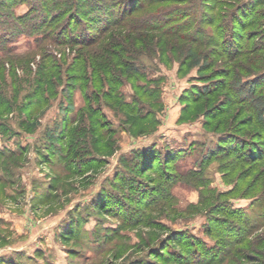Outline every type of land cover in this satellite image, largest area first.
<instances>
[{
	"label": "rangeland",
	"instance_id": "obj_1",
	"mask_svg": "<svg viewBox=\"0 0 264 264\" xmlns=\"http://www.w3.org/2000/svg\"><path fill=\"white\" fill-rule=\"evenodd\" d=\"M34 1L19 3L15 16L29 13ZM65 1L49 0L43 9L50 16L63 13L59 29L65 30L56 35L54 26L49 39L42 30L28 32L42 22L33 16L5 29L14 36L0 50V264H264V164L235 169L234 156L208 158L223 132L215 125L223 121L225 130L232 122L216 117L205 127L208 111L188 97L222 70L237 72L239 84L264 76V6L255 10L258 25L248 32L259 33V46L244 62L229 63L214 47L187 49L185 42L170 52L156 43L160 32L144 31L134 60L144 77L127 82L130 70L114 60L109 70L115 68L117 78H111L124 84L117 88L124 100L103 97L106 88L93 92L95 100L91 83L79 80L89 75L87 57H105L103 51L129 32L116 24L90 48L79 38L109 26L128 0ZM139 1L145 6L134 18L180 7L196 23L219 15L227 28L237 6L252 10L255 2L227 0L234 6L218 7L214 0H186L151 7L150 0ZM135 96L150 112L144 119L121 106ZM91 107L100 109L99 117ZM248 129L233 131L251 139ZM151 148L160 160L151 172H139L138 154ZM169 156L171 164L164 163ZM93 157L96 163L87 161ZM244 169L252 178L242 186ZM255 178L262 188L250 194ZM220 211H233L234 218Z\"/></svg>",
	"mask_w": 264,
	"mask_h": 264
},
{
	"label": "trees",
	"instance_id": "obj_2",
	"mask_svg": "<svg viewBox=\"0 0 264 264\" xmlns=\"http://www.w3.org/2000/svg\"><path fill=\"white\" fill-rule=\"evenodd\" d=\"M27 1L29 2V0H3L2 3H0V19H2L0 20V50L7 47V43H9L10 41L8 37L14 36L7 33V28H10V26L14 25L19 26V23H21V21H27V19L32 16L41 18L42 22L40 25H30L31 28H29L28 32H36L42 30L41 34H44L43 39H49V36L54 30V26L56 28V35L58 31L59 34L61 31L65 30L63 29V27L62 29H59V22L61 20L60 17L63 15L62 12H58L50 16V11L43 10L48 5L47 2H49V0H35L33 4H29V13L22 17L15 16L14 8L19 5V3H24ZM150 1L151 3L149 6L151 7L166 2H176V4L178 5L184 4L186 2V0ZM224 1L225 3H223V0H214L212 2H215V5H217L218 7L220 5L227 7L234 6L233 4L231 5V3H228L227 0ZM61 2L62 1L54 3V6L58 5ZM139 2V0H128L126 2L127 4L124 5L125 7L121 8L119 17L116 20L109 22V26L101 29L99 28L98 34L96 35L87 34L86 36L79 38L80 46L90 48L98 44V41L102 39V36L111 32L116 24L117 26H122L125 28L127 27V30L125 31L129 32L127 33V37L126 34L123 35V42H118L112 47L109 46L103 51L105 53V57H100L98 55H94L92 56V58L91 56L87 57V63L90 69L86 68V72L89 75L86 76L82 74L79 80L88 82V85L91 83L94 88V91H92L91 94L93 95V97L95 96L93 92H95L97 89L104 90L106 88V90L103 92V97L117 96L119 100H124L119 91H117V88L123 86L124 84L113 79L116 77V70H114L115 68L109 70L110 67H112L111 65H114V60H116L115 62H117L118 67L130 70L127 76V79L129 81L127 82L132 81L134 76L144 77V75L142 74L143 72L139 70L136 65H134L136 56L135 51L138 49L135 46H138V43L141 46H144L143 44L145 42L139 40L141 38L145 39L144 31L150 30L160 32L161 35L156 37V43L161 48H164L167 45L170 52H173L174 48L176 47L174 45L185 43L188 44V46L185 47L187 49H193L196 46H199L201 48L214 47L212 50H216V52H218L217 54L226 58L229 63L237 60H240V63L244 62L246 57L252 55L259 46L258 41L255 40L257 37H259V33L249 34L248 32L249 29H252L256 25H258V22L256 20L257 16H255V10L259 7L264 6V0H255V2L253 3L254 8L252 10H250V7H248L249 5L241 6V4L240 6H237L232 16V18L234 17L232 20L233 25L230 28H227V26L223 25L224 23L222 21H218L216 19L217 17H219V15L217 17H211L210 20H208L207 16H203V18H201V20L197 21L196 23V19L192 18V14L187 9H181L180 7H174L166 9V11L162 10L158 13H152L148 15V17H144V19H138L136 17L134 18V16L139 13L140 9L143 10L142 6H145V3ZM194 3L195 1L189 2V4L191 5H196V3ZM63 4H67L68 6L75 5L70 0L65 1ZM196 8L197 6H195V9ZM210 11L212 10L208 9L206 13L210 14ZM226 13L227 12L225 11L223 16L226 15ZM105 14H107L109 18H112V16H114V13H109L108 11H105ZM223 16L221 17L223 18ZM109 20H106V22H108ZM3 23L8 24V26H6V28H3L1 26ZM195 25L196 28L194 29ZM205 25L213 26L214 30L211 29V31H208ZM9 30L11 31V28ZM139 32L142 33H140L139 35ZM6 37L8 40L6 39L7 41H4ZM128 37L130 38L128 41L129 43L126 44L124 41ZM71 39L73 41L72 37ZM252 45H254V47L250 48ZM260 46L263 47L264 45ZM4 50L0 52V54H4ZM161 52H163V49ZM84 70L85 69L83 68V71ZM118 72L120 75H124V71H122L121 69L118 70ZM102 76H105L106 79L102 80ZM111 76L114 77L111 78ZM216 76L219 78L215 79L214 83L201 88V91L194 89L188 96L190 97V101H193V104H197L201 107L203 106L204 112L208 111L207 117L209 116V121H207V118L205 127L211 126V122L215 120L216 117L226 118L227 124H230L232 122V127L231 125L227 126L225 130L222 128L224 126L223 121H219L217 125H215L216 131L223 132L220 133L221 137L218 151L211 152L210 155L212 157L209 155L208 158L215 159L214 157L219 158L221 156H225V158H231L234 156V158L236 159L234 160V163L232 162V165L235 169H238L240 167L239 165H256L260 163L264 164V76H253L255 77V79H252L250 81H241L242 84H239L240 81L238 80L240 75L233 70H229V72L227 70L219 71ZM110 78L111 80L108 81V79ZM137 89L140 91V88H138V86ZM141 91L143 92L142 96L146 97L148 100L153 97L152 93L150 94V92L146 89H141ZM225 93H227V96L223 97L222 94L224 95ZM137 98L138 97L135 96L134 100L132 98V101L130 102L123 101L121 106L127 112H130L134 117L139 116L140 119H144L148 114H150V112L145 108V105L142 104L141 99L139 101H136ZM94 99L96 100V96ZM213 105H216L218 108L213 109ZM236 106H238L239 108L234 109L236 108ZM232 109H234V111ZM90 111L94 116H100L99 108L95 110L93 109V107H91ZM244 113H247L248 115L246 117H242V114ZM246 127L249 128L248 130L250 131L249 134L251 139L242 137L238 133L233 131L238 128L240 129L241 133V131H243V129ZM142 131L145 132V130ZM105 135L106 134L96 138V140H104ZM62 142L64 141L62 140ZM65 153L66 152H64V154ZM173 154L176 153H172L171 155L173 156ZM138 160L140 161L139 164H141L142 168L141 170H139L136 166L139 172H151L152 170H154L155 165L159 162L160 157L158 151H155L151 148L148 151L139 153ZM170 160L171 157L169 156L166 157L163 162L171 164ZM87 161L96 163L97 160L95 157H93L91 159H88ZM145 167L147 169H145ZM250 178H252V173H250L249 170L247 171L244 169L239 176V179H241L242 183L241 185L244 186L245 182ZM260 187L262 188L260 179H252L251 186L247 187L250 188V191L248 190L247 192H249L250 194L255 193L260 189ZM236 191L237 189L235 190V192ZM145 192H147L145 191V189L142 190V194H145ZM261 197H263L261 199V204L264 205V195H261ZM215 212L216 211H214V213ZM220 212H222L229 218H234L233 211H230V213H226L224 211ZM223 227L224 226L220 227V229Z\"/></svg>",
	"mask_w": 264,
	"mask_h": 264
}]
</instances>
